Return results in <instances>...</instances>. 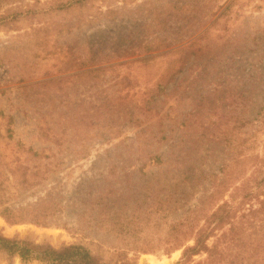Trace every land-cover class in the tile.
<instances>
[{
    "label": "rangeland",
    "instance_id": "1",
    "mask_svg": "<svg viewBox=\"0 0 264 264\" xmlns=\"http://www.w3.org/2000/svg\"><path fill=\"white\" fill-rule=\"evenodd\" d=\"M262 116L264 0H0V164L30 170L27 187L22 169L4 183L3 199L18 207L50 190L59 203L46 224L0 215L5 236L78 242L105 261L209 264L205 253L182 258V248L116 249L162 245L179 212L168 213L167 195L191 184L195 203L235 154L260 151ZM245 219L211 264H263L264 221ZM0 264L42 263L0 252Z\"/></svg>",
    "mask_w": 264,
    "mask_h": 264
},
{
    "label": "trees",
    "instance_id": "2",
    "mask_svg": "<svg viewBox=\"0 0 264 264\" xmlns=\"http://www.w3.org/2000/svg\"><path fill=\"white\" fill-rule=\"evenodd\" d=\"M228 5L224 9H227ZM263 119L264 116L261 117V122L264 123ZM7 122L10 124L13 122V118L10 115L7 117ZM5 130L7 131L6 136L10 137V125H7ZM255 134L254 132L245 139V145L255 140ZM252 148L251 145L249 154L245 152L243 155L235 154L233 162L228 168V170L232 168L230 171L225 170L227 164L223 165L221 167L223 174L213 180L209 190L201 191L195 203L187 204L190 196L195 193L191 184H183L190 188L186 193L176 196L172 192L167 195L165 200H167L168 213H176L178 210L179 212L176 213L177 217L171 218L169 223H167L165 238L161 241L164 242L162 245L151 246L149 242L126 243L124 246H117L116 252L122 251V248L134 251H154L156 248H161L168 253L174 249L182 248V258H190L195 254L205 253L206 263H220L225 249L235 238L229 233L236 229L235 225L237 224L235 222H238L237 217H246L245 220L249 221L252 226H255L258 218L264 221V141L261 144L260 151L254 152ZM37 153V151H33V154ZM153 158L154 164L161 169L165 164V160L158 154H154ZM244 166L249 168V173L240 177L239 181L238 176L242 171L245 172ZM113 167L114 165L108 167V173L117 175ZM9 168L12 169H7L0 164V186H2L0 187V215L10 223L26 221L38 224L49 223L55 216L54 211L59 204L55 201L56 197L53 196L50 190L38 196L36 201L22 206L12 207L5 203L3 198L7 189L4 183L9 185L17 180L16 175L19 169H22L21 171L23 172L22 180H18L19 184L25 183L24 186L26 187L30 184L27 176V170L28 172L30 170L26 166L18 163L14 167ZM52 171L53 165H45L44 168L37 172L46 177ZM232 179L233 181H230ZM176 184L177 182L173 183L171 187H168V190H172ZM228 190H230L228 198L224 199V192ZM105 197L106 194L102 192L97 197L96 202H103ZM236 201L237 205H235ZM253 201L258 204L256 207H253ZM246 204H248V207L245 208ZM242 205L245 211H242L237 216L238 207ZM102 215L109 217L108 213H102ZM105 217L104 219H106ZM140 223L141 221L137 220L134 228L138 227ZM225 225H228L227 229H225ZM132 229L130 227L127 230ZM237 238L239 239V236ZM190 240H192V243H188ZM210 240H212L211 243L209 242ZM0 252L8 258L18 256L21 260L32 259L42 264H138L136 260H132L126 255L115 261H105L101 255L93 254L89 248L78 242L54 247L47 243L36 242L27 237H8L1 232Z\"/></svg>",
    "mask_w": 264,
    "mask_h": 264
},
{
    "label": "bare ground",
    "instance_id": "3",
    "mask_svg": "<svg viewBox=\"0 0 264 264\" xmlns=\"http://www.w3.org/2000/svg\"><path fill=\"white\" fill-rule=\"evenodd\" d=\"M152 264H157V263H152ZM158 264H167L166 262L158 263Z\"/></svg>",
    "mask_w": 264,
    "mask_h": 264
}]
</instances>
